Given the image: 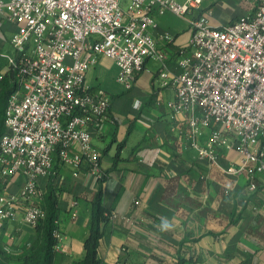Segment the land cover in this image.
Returning a JSON list of instances; mask_svg holds the SVG:
<instances>
[{
  "label": "built area",
  "instance_id": "obj_1",
  "mask_svg": "<svg viewBox=\"0 0 264 264\" xmlns=\"http://www.w3.org/2000/svg\"><path fill=\"white\" fill-rule=\"evenodd\" d=\"M242 1L243 14L212 25L210 8L199 13L203 0H0V21L16 29L7 50L0 49V83L10 72L17 85L3 116L0 182L25 177L16 195L0 197V220L18 201L25 203V224L45 216L38 181L54 170L57 151L74 168L87 159L100 178L92 132L108 120L110 97L86 83L99 56L113 61L126 90L148 59L159 62L158 85L173 88L167 107L187 118L189 146L213 165L222 149L235 151L227 171L245 173L255 191V175L264 172V0ZM166 13L186 19L191 31L178 50L177 72L160 50L174 35L152 32ZM118 216L112 212L110 220Z\"/></svg>",
  "mask_w": 264,
  "mask_h": 264
},
{
  "label": "crops",
  "instance_id": "obj_2",
  "mask_svg": "<svg viewBox=\"0 0 264 264\" xmlns=\"http://www.w3.org/2000/svg\"><path fill=\"white\" fill-rule=\"evenodd\" d=\"M230 1L203 0L199 13L210 8L209 22L220 25L225 16L231 20L246 11L237 13ZM156 19L154 35H174L160 50L168 69L177 72L178 50L191 36L188 22L171 13ZM15 30L0 21V49ZM158 71L159 62L148 59L128 90L104 56L86 74L89 87L98 86L110 97L108 120L92 132V151L100 154L98 172L106 175L103 204L119 215L110 220L97 256L105 264H178L179 258L191 264H264V172L255 175L257 187L250 191L245 173L227 171L237 161L235 151L222 149L218 165L200 159L189 146L187 118L167 107L175 93L158 85ZM207 137L205 129L199 141ZM76 153V147L69 151ZM53 159L54 170L38 187L43 196L54 190L58 199L55 264H73L85 255L99 178L87 159L78 168L64 163L58 152ZM24 181L12 176L0 197L16 195ZM24 207L22 201L14 203L13 215L0 220V264H21L23 248L36 239L34 226L22 221ZM165 221L171 226L162 230Z\"/></svg>",
  "mask_w": 264,
  "mask_h": 264
},
{
  "label": "trees",
  "instance_id": "obj_3",
  "mask_svg": "<svg viewBox=\"0 0 264 264\" xmlns=\"http://www.w3.org/2000/svg\"><path fill=\"white\" fill-rule=\"evenodd\" d=\"M17 89L14 75L6 73L0 83V107L5 105L8 97ZM2 102V103H1ZM2 112L0 111V117ZM3 130V119H0V134ZM58 152V151H57ZM106 175L101 174L99 188L92 201L91 223L87 238L84 241L85 255L82 260L73 264H105L98 256L97 249L101 238L104 236L110 222L112 210L103 204V183ZM4 185L0 182V193ZM42 207L45 216L34 226L36 232L35 241L23 248L18 260L21 264H55L58 258L56 246L58 238V199L55 191L48 189L43 196ZM192 260L179 258L178 264H191Z\"/></svg>",
  "mask_w": 264,
  "mask_h": 264
},
{
  "label": "rangeland",
  "instance_id": "obj_4",
  "mask_svg": "<svg viewBox=\"0 0 264 264\" xmlns=\"http://www.w3.org/2000/svg\"><path fill=\"white\" fill-rule=\"evenodd\" d=\"M230 2L234 3L233 4V8L236 10L237 13H240L242 11V9L244 10L245 7H247V4L245 2H243L242 0H232ZM224 18H225V19H223L224 23H222V24H225V23H227L230 20V18H228L227 16H225ZM7 48L8 47H6V49H4V50H7ZM5 108H6V104L5 105L3 104V106L0 107V111L2 112L0 119L1 118L3 119ZM10 179H11V177H10ZM10 179L8 181H6L3 185L4 186L7 185V183L10 182Z\"/></svg>",
  "mask_w": 264,
  "mask_h": 264
},
{
  "label": "clouds",
  "instance_id": "obj_5",
  "mask_svg": "<svg viewBox=\"0 0 264 264\" xmlns=\"http://www.w3.org/2000/svg\"><path fill=\"white\" fill-rule=\"evenodd\" d=\"M170 226H171V225H170L168 222L165 221V222H162V224H161L160 227H161L162 230H163V229H168Z\"/></svg>",
  "mask_w": 264,
  "mask_h": 264
}]
</instances>
